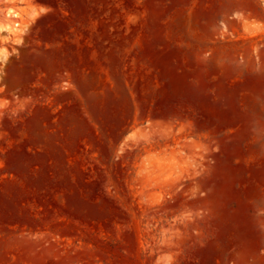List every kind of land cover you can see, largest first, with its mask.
<instances>
[{"label":"rangeland","instance_id":"374dc122","mask_svg":"<svg viewBox=\"0 0 264 264\" xmlns=\"http://www.w3.org/2000/svg\"><path fill=\"white\" fill-rule=\"evenodd\" d=\"M237 1L0 0V264H264V31L208 47Z\"/></svg>","mask_w":264,"mask_h":264},{"label":"crops","instance_id":"0c3cea01","mask_svg":"<svg viewBox=\"0 0 264 264\" xmlns=\"http://www.w3.org/2000/svg\"><path fill=\"white\" fill-rule=\"evenodd\" d=\"M213 9V8H212ZM241 14L243 18L237 17L235 15ZM27 17L29 20L38 19L36 11L29 10ZM18 18V17H15ZM257 24L261 25V29L257 28ZM210 27L220 29L223 31L224 41L211 45L208 47H217L223 49V53H229L231 49H234L231 52H237V48H245L242 44L246 42L247 39H252V34L259 33L264 31V4H258L250 6V4H243L241 1H237L234 4L228 3L221 5L217 10V19L209 22ZM4 32H10V30H5ZM12 41L10 46H17L20 43V40L25 38V34H16L12 33ZM213 36L208 39H212ZM233 40L234 43H231ZM238 48V49H239ZM228 49V50H227ZM214 52V50H211ZM251 66L254 67V63L250 62ZM244 68V66H241Z\"/></svg>","mask_w":264,"mask_h":264},{"label":"bare ground","instance_id":"6f19581e","mask_svg":"<svg viewBox=\"0 0 264 264\" xmlns=\"http://www.w3.org/2000/svg\"><path fill=\"white\" fill-rule=\"evenodd\" d=\"M8 15H12V12L11 11H9L8 12ZM15 16H19L17 13H15ZM1 30H2V28L0 27V32H1Z\"/></svg>","mask_w":264,"mask_h":264}]
</instances>
